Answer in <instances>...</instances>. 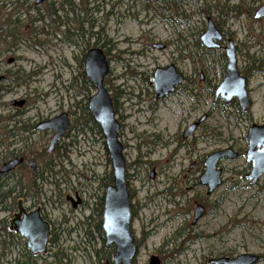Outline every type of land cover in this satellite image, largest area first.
Returning a JSON list of instances; mask_svg holds the SVG:
<instances>
[{"label":"rangeland","instance_id":"374dc122","mask_svg":"<svg viewBox=\"0 0 264 264\" xmlns=\"http://www.w3.org/2000/svg\"><path fill=\"white\" fill-rule=\"evenodd\" d=\"M34 1L26 0L27 10L15 15L19 23L14 37H5L11 47L0 51V74L5 76L0 94V167L9 150L3 125L12 99L24 98L23 117L35 122L69 108L75 127L61 141V148L50 154L46 133H25L26 139L15 144L28 160L36 161L35 172L43 180H35L40 193L33 197L47 205L56 224V244L36 263L56 264L51 253L58 248L66 254L63 264L104 262L94 252L100 247L97 232L83 221L93 214L110 183L111 164L103 138L79 126L82 113L73 107L78 101L81 109L95 91L94 86L81 85V58L87 48L98 46L108 60L104 85L120 122L130 229L138 245L133 264H148L152 255L161 264H211L212 259L243 253L259 255L255 264H264V174L253 184L243 178L251 169L245 155L247 130L264 123V20L252 16L264 0H173L171 4L170 0H44L39 5ZM9 10L0 8V22ZM208 17L226 31L221 48L197 46ZM227 39L233 40L237 67L247 76L246 111L235 99L224 103L219 96L214 98L225 75ZM153 43L166 47L153 49ZM260 56L261 72L253 68ZM11 57L15 62L8 64ZM171 63L187 80L151 110L156 102L148 86L151 72ZM14 72L17 84L9 77ZM129 75L140 77L129 79ZM202 115L206 118L194 134L182 139L186 126ZM228 147L239 156L218 162L222 184L207 195L198 182L202 162L211 152ZM19 176L22 183L32 181L28 167L2 179L10 187ZM74 191L84 199L76 209L65 201ZM195 203L203 205L204 213L192 224ZM5 214L0 210V217ZM18 245L4 253L0 263L14 264L13 260L23 258Z\"/></svg>","mask_w":264,"mask_h":264},{"label":"water","instance_id":"95a60500","mask_svg":"<svg viewBox=\"0 0 264 264\" xmlns=\"http://www.w3.org/2000/svg\"><path fill=\"white\" fill-rule=\"evenodd\" d=\"M42 0H35V4ZM253 18L264 19V3L260 5L253 14ZM222 34L215 26L210 17L207 18L205 30L199 36V42L205 49L219 48V41ZM152 48L162 50L161 43L151 44ZM226 57L225 75L215 88V98H220L228 103L236 99L242 111L249 105L247 82L245 77L240 75L236 65V50L233 42L228 41L224 47ZM84 74L94 85L95 91L87 99V110L92 120L98 125L104 138V144L111 164L112 183L108 185L104 192L103 210L101 217V228L104 234L105 246H114L112 264H132L137 247L135 239L131 233L130 223L132 218L131 203L127 188L125 159L123 147L118 139L119 123L115 116L112 99L106 90L103 80L109 71L108 61L100 48L92 47L87 50L84 61ZM182 75L176 70L173 64L166 67H156L153 72L152 84L154 85V95L156 99H162L172 93L177 85L182 81ZM23 100L13 101L12 104L21 106ZM206 118L202 115L198 120L190 123L182 133L183 138L192 136L196 128ZM69 122L65 113H61L53 118L39 122L35 130H53L54 133L49 138L47 152L50 153L56 142L61 139L68 128ZM247 150L246 160L250 163V171L244 175V179L250 184L255 183L264 174V123L252 124L246 133ZM239 154L228 147L222 150H215L208 154L202 162L203 172L198 178L200 185L206 187V194L209 195L222 184L221 169L217 166L223 159L233 160ZM20 159H12L3 163L0 167V174L7 173L14 169ZM34 163H31L33 166ZM151 170L150 178L154 177ZM75 206V202H73ZM204 213V207L196 204L193 210L192 224H195ZM19 213L15 214L10 221V229L26 240L33 255L46 252L49 235V225L39 216L38 210L25 215L19 219ZM259 256L251 253H243L234 257H220L212 259L211 264H255ZM104 264H110L105 262ZM148 264H161L159 259L152 255Z\"/></svg>","mask_w":264,"mask_h":264},{"label":"flooded vegetation","instance_id":"af4514ba","mask_svg":"<svg viewBox=\"0 0 264 264\" xmlns=\"http://www.w3.org/2000/svg\"><path fill=\"white\" fill-rule=\"evenodd\" d=\"M44 0H42L41 3H43ZM39 3V4H41ZM37 4V5H39ZM70 4V2H69ZM263 4V3H262ZM261 4V5H262ZM260 6V5H259ZM258 6V7H259ZM257 7V8H258ZM256 8V9H257ZM255 9V10H256ZM1 14V12H0ZM254 14V12H253ZM253 16V15H252ZM2 15H0V19H1ZM261 19L264 20L263 18H259V21L261 22ZM213 21V20H212ZM214 22V21H213ZM215 26L217 27V29H219V31L221 32L222 34V38L221 40L218 42L219 43V48H221V42L224 41V34H225V30L221 27V26H217V24L214 22ZM2 26V27H1ZM7 26L5 24H0V37H3L6 35V32H5V28ZM221 27V28H220ZM69 34V33H67ZM67 38V37H66ZM68 39V38H67ZM199 39V38H198ZM2 40V39H0ZM231 40V39H229ZM227 39V45H228V41ZM233 42V40H231ZM260 41H261V37H260ZM200 43V42H199ZM96 44V43H95ZM164 45V48L166 47V45L164 43H161ZM234 44V42H233ZM88 47V44L86 45ZM201 46V44H200ZM235 46V44H234ZM92 47H97V48H100L101 47H98V46H92ZM92 47H89L86 49L85 53H83L82 55V62L84 61V57H85V54L87 52V50H89L90 48ZM225 46H223V49H224ZM10 48L8 49H5V46L3 48V50H0L1 52H5L7 50H9ZM155 49V48H153ZM162 49V50H163ZM205 49V48H204ZM218 49V48H217ZM105 55V52L103 49H101ZM206 50H211V49H206ZM236 50V48H235ZM0 52V53H1ZM106 57V55H105ZM1 59V58H0ZM108 61V60H107ZM15 62V58L14 57H11V58H8L7 60V63L8 64H11ZM172 64V63H171ZM170 65V64H169ZM174 65V64H173ZM236 65H237V59H236ZM168 66V65H167ZM159 67V66H158ZM166 67V66H164ZM174 67L176 68V70L182 75L183 79L181 81V83L179 85H177L174 89V91L170 94H168L167 96L171 95V94H174L177 90V88L183 84L184 82H186L187 80V77L186 75L182 72V71H179L177 69V67L174 65ZM226 67V65H225ZM156 68V67H155ZM154 68V69H155ZM238 68V67H237ZM154 69L153 71L151 72V78H150V81L148 82V86H151L152 88V93L154 95V85L152 84V78H153V72H154ZM259 70L261 72V56L259 58ZM240 75H242L243 77H245L246 79V82H247V76L244 75L242 73V71H240L238 69ZM109 72V71H108ZM15 74H17L18 76V73L17 72H14L12 73L11 75H9L10 78H12V82L16 83L17 84V81H18V77L15 76ZM108 74V73H107ZM81 85L83 86V88H88L89 87V83L90 82L87 77L85 76L84 74V66H83V72L81 73ZM140 76H136V75H129V79H137L139 78ZM202 77V76H201ZM126 78V77H125ZM5 79V76L0 74V94L2 93L4 87H3V81ZM223 79V78H222ZM91 83V82H90ZM92 84V83H91ZM103 84H104V80H103ZM219 84V83H218ZM94 86V85H93ZM105 86V85H104ZM106 88V87H105ZM150 88V89H151ZM216 88V87H215ZM247 88V91H248V87ZM107 90V89H106ZM108 91V90H107ZM215 92V90H214ZM109 93V92H108ZM248 94H249V91H248ZM110 95V94H109ZM139 94L137 93L136 96H138ZM167 96L163 97L162 99H156L155 95H154V100L156 102L155 103V106L154 108L152 106L151 107V110H156L157 108V105L158 103H160L162 100H164ZM89 97V96H88ZM88 97L86 98V103H85V112H87V114L89 115V112L87 110V99ZM111 97V96H110ZM220 97V96H219ZM214 98H215V94H214ZM112 99V98H111ZM221 99V98H220ZM19 100H23L24 103L21 105V106H17L15 104H12L13 101H19ZM222 100V99H221ZM233 100V99H232ZM223 101V100H222ZM231 101V100H230ZM229 101V102H230ZM112 102H113V99H112ZM224 102V101H223ZM26 103V100L24 98L22 99H12L10 102H9V105L11 106V113L9 115H7V117L5 118L6 120V124H5V134H4V137L7 139L6 143H7V147H8V154L6 156V161H10L12 159H20L21 162L14 168L12 169L11 171L7 172V173H4L5 176L3 177V179H5L6 177L10 176V175H13L15 173H19L22 171V170H26V168L28 167V169L30 170V175L32 177V181L31 182H28V183H22L21 182V177L19 176V180H18V183L16 185H13V186H10V187H7L8 184L6 183V185L4 186V191H8L10 189H12L11 193L9 195H7L5 197V199H2L0 200V210H3L6 214L5 216H2L0 217V221L3 222L5 228H7V231L10 232V233H13L18 239V242L15 243V244H10L8 246H6L3 250L4 253H7V252H10L11 250H13L15 247H17V244H19V252L22 254L23 258L21 259V262L23 264V262L25 261L26 259V256L30 255L35 261L37 259H41L46 256V254L48 253V249L53 247L55 244H56V233H55V221L54 219L52 218L51 216V210L48 209L47 205L44 203V202H41L39 199H35L34 197H37V195L40 193V188L35 184V180L37 179H41L43 180L42 176L35 172V170L37 169V165H36V161L35 160H28L25 155H24V152L20 150V148H17L15 147V144H18L21 142V140H24L26 139V137H24L23 135L26 133V134H34V133H46L48 134L50 137L52 136V134L54 133L53 130H42V131H36L35 130V127L36 125L43 121V120H46V119H49V118H53L61 113H65L66 116H67V119H68V122H69V125H68V128L66 129L65 131V134L61 137L60 140H58L53 148V150L50 152H54V151H58L59 148H61V141L65 138V137H68L71 130H75V127L71 124V121H73V110L69 109V108H66V109H63L58 112L57 114H54L50 117H42L41 120L35 122V121H30L28 118H24L23 115L25 113V109L24 108V105ZM226 103V102H224ZM249 103H250V99H249ZM238 104V102H237ZM239 106V105H238ZM76 108L77 111H80L81 110V113L82 115L84 116L85 112H83L82 110V107L80 109V105H79V102H74V106ZM113 107H114V103H113ZM114 111H115V116H116V119H117V115H116V110L114 108ZM90 116V115H89ZM92 119V118H91ZM199 119V118H198ZM197 119V120H198ZM30 121V122H29ZM118 123H119V130H120V122L119 120L117 119ZM16 122V123H15ZM86 124H87V119L83 118V121L81 124H79V126H82L83 128L86 127ZM189 125V124H188ZM187 125V126H188ZM200 125V124H199ZM186 126V127H187ZM30 128V129H29ZM197 129V128H196ZM118 130V139L120 138V132ZM185 130V129H184ZM183 130V131H184ZM182 131V133H183ZM101 132V131H100ZM182 133H181V138L182 139H186V138H183L182 137ZM102 136V134H101ZM49 137V138H50ZM190 137V136H189ZM103 138V136H102ZM188 138V137H187ZM49 141V140H48ZM18 142V143H17ZM103 142H104V138H103ZM119 142L121 143L120 139H119ZM122 145V143H121ZM105 146V144H104ZM123 147V145H122ZM48 148V147H47ZM47 152V150H46ZM124 152V147H123V151L122 153ZM48 153V152H47ZM48 153V154H50ZM238 153V152H237ZM239 154V153H238ZM124 156V154H123ZM109 159V158H108ZM124 159H125V156H124ZM3 162V163H5ZM31 163H34L33 166H31ZM125 170H126V160H125ZM35 172V173H34ZM110 174H111V182L109 184H107L104 188V191L102 192V194L99 196L102 197V210H103V201H104V192H105V189L108 185H110L112 183V172L110 171ZM125 176H126V180H127V174L125 173ZM32 182H34L35 184V187H37V191L35 193H31L30 191H28L27 187H30ZM15 186H18V192L15 193ZM127 188H128V181H127ZM128 193H129V188H128ZM34 196V197H33ZM98 198V200H99ZM129 200H130V194H129ZM65 201L66 202H69V204L71 205V207L73 209H76L77 207H80L81 205H83L84 203V199L82 198V196L74 191L73 193H71V195L67 194L65 196ZM73 202H75V206H73ZM131 203V202H130ZM196 204V203H195ZM200 204V203H199ZM202 205V204H201ZM35 210H38V213H39V216L42 218L43 221L47 222L48 225H49V235H48V244H47V249H46V252L43 253V254H37V255H33L31 253V249L28 247L27 245V242L25 239H23L19 234H17L16 232H14L13 230L10 229L11 227V223L10 221L14 218L15 214L19 213V219H22L25 215L29 214V213H32L33 211ZM132 211V209H131ZM91 215V214H90ZM101 217H102V212H101ZM102 230V228H101ZM102 234H103V231H102ZM98 237V240H99V243H100V247H97V248H94L97 251L99 254L100 253H103V251L108 248V247H112L113 248V253H114V246L113 245H110L108 247L105 246V239H104V234H103V237L101 238V236L98 234L97 235ZM136 243V242H135ZM136 247L138 249V245L136 243ZM137 252V251H136ZM45 255V256H44ZM113 255V254H112ZM136 255V254H135ZM97 258V257H96ZM135 258V256H134ZM134 258H133V261H134ZM98 259V258H97ZM103 260V259H102ZM133 261H132V264H133ZM108 262L110 264H112V256L110 257V259H104V262Z\"/></svg>","mask_w":264,"mask_h":264},{"label":"trees","instance_id":"16d2710c","mask_svg":"<svg viewBox=\"0 0 264 264\" xmlns=\"http://www.w3.org/2000/svg\"><path fill=\"white\" fill-rule=\"evenodd\" d=\"M25 2H26V0H0V8H3L4 10L6 9V7L10 8L9 12L7 14L5 13V15L3 16L2 22H0V24H5L8 28V31H5L6 35L3 37H0V39H2V40H0V44H3L5 46V49H8L11 47V44H9V42H6L5 37L6 36L11 37V38L14 37V34L16 32V30H15L16 26L19 23L17 16L15 17V15L19 13L20 9H24V3ZM163 3H166V1H164ZM168 3L169 4L173 3V0H170ZM160 9H162V8L160 7ZM24 10H27V8ZM86 10L87 9L84 6V11H86ZM204 12L206 14H208L207 9L204 10ZM197 46L199 48H201L199 43H197ZM253 68L257 69V68H259V65L256 67L253 66ZM15 76H17V74H15ZM88 83H89L90 87H93V84H91L90 82H88ZM83 108H84V110H83ZM114 108H115V106H114ZM85 109L86 108H85V104H84L82 106L83 112H85ZM82 117L87 119L86 127L89 129V131L92 133L96 132L98 135L101 136V132H100L98 125L91 119V117L87 114V112H85L84 116L82 115ZM4 121H6V120L4 119ZM3 128H5V124L3 125ZM4 176H5V174H0V200L5 199V197L7 195H9L12 191V189H10L8 191L3 190L4 186L6 185V183L3 182V179H2ZM108 178H109V182H111V174H109ZM27 189L31 193H35L37 191V187H35L34 182H32L31 186L27 187ZM101 212H102V197L99 198V200L96 204V207L93 210V214L87 216L84 219L83 224L86 227L93 228V230H95L97 232V234H99L102 238L103 234H102V230H101ZM87 220H91L93 222H90L88 224ZM85 233L90 234V231L88 233L85 231ZM17 239L18 238L13 233H10L7 231V228H5L3 222L0 221V258L5 255L3 252L4 248L10 244L17 243L18 242ZM90 240H91V238L88 237L87 241L89 242ZM112 253H113V248L108 247L103 251V253H100V254L97 251H95V256L98 258V260L110 259V256H111L110 254H112ZM51 256L53 257L54 262L56 264H63L62 260L66 258V254L62 248H58L56 252L51 253ZM21 259H22V257H21ZM21 259L13 260L14 264H22ZM8 263L11 264V262H8ZM0 264H3V263H0ZM23 264H37V263L30 255H28V256H26V259L23 262Z\"/></svg>","mask_w":264,"mask_h":264}]
</instances>
